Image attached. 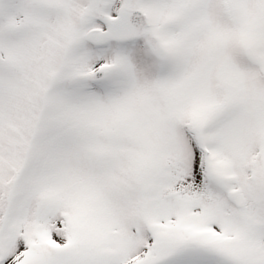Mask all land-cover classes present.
<instances>
[{
  "label": "snow or ice",
  "instance_id": "snow-or-ice-1",
  "mask_svg": "<svg viewBox=\"0 0 264 264\" xmlns=\"http://www.w3.org/2000/svg\"><path fill=\"white\" fill-rule=\"evenodd\" d=\"M0 264H264V0H0Z\"/></svg>",
  "mask_w": 264,
  "mask_h": 264
}]
</instances>
